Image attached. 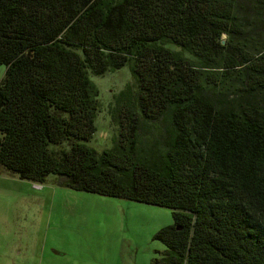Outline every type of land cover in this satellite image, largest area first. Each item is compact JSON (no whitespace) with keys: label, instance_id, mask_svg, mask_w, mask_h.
Listing matches in <instances>:
<instances>
[{"label":"trees","instance_id":"trees-1","mask_svg":"<svg viewBox=\"0 0 264 264\" xmlns=\"http://www.w3.org/2000/svg\"><path fill=\"white\" fill-rule=\"evenodd\" d=\"M0 65L5 170L170 208L152 264H264V0H0ZM124 66L98 153L90 73Z\"/></svg>","mask_w":264,"mask_h":264},{"label":"rangeland","instance_id":"rangeland-1","mask_svg":"<svg viewBox=\"0 0 264 264\" xmlns=\"http://www.w3.org/2000/svg\"><path fill=\"white\" fill-rule=\"evenodd\" d=\"M6 69L0 65V83ZM90 78L99 89V112L88 144L101 153L118 132L115 96L136 82L129 66ZM223 101L235 107L240 94ZM173 223L168 207L71 189L56 176L24 180L0 166V264H152L166 248L156 234Z\"/></svg>","mask_w":264,"mask_h":264},{"label":"crops","instance_id":"crops-1","mask_svg":"<svg viewBox=\"0 0 264 264\" xmlns=\"http://www.w3.org/2000/svg\"><path fill=\"white\" fill-rule=\"evenodd\" d=\"M4 169V168H3ZM5 170V169H4Z\"/></svg>","mask_w":264,"mask_h":264}]
</instances>
